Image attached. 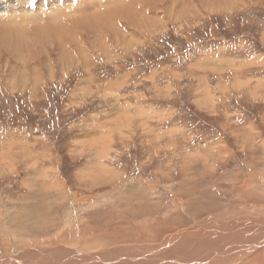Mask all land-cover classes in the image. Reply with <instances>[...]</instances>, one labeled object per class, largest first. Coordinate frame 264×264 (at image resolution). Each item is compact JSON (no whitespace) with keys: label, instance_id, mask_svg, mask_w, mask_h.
I'll use <instances>...</instances> for the list:
<instances>
[{"label":"rangeland","instance_id":"374dc122","mask_svg":"<svg viewBox=\"0 0 264 264\" xmlns=\"http://www.w3.org/2000/svg\"><path fill=\"white\" fill-rule=\"evenodd\" d=\"M24 202L52 225L26 234ZM258 214L264 0H0V258L177 263L219 244V261L248 252Z\"/></svg>","mask_w":264,"mask_h":264},{"label":"bare ground","instance_id":"6f19581e","mask_svg":"<svg viewBox=\"0 0 264 264\" xmlns=\"http://www.w3.org/2000/svg\"><path fill=\"white\" fill-rule=\"evenodd\" d=\"M131 8V7H130ZM223 150V149H222ZM224 150H226V149H224ZM198 151V150H197ZM196 151V152H197ZM213 152V151H212ZM212 152H210V153H212ZM219 152H221L222 154H225V153H228V150H226V152H222L221 151V149L219 150ZM205 153V152H204ZM216 153V152H215ZM192 155V154H191ZM220 156V155H219ZM201 158V157H200ZM190 159H192V157L190 158ZM197 159V158H196ZM213 159V158H212ZM208 160V159H207ZM185 161V160H184ZM188 161V160H187ZM187 161H185L186 163H187ZM205 161V160H204ZM184 162V163H185ZM195 162V161H194ZM213 162V161H212ZM218 162V161H217ZM109 163V162H108ZM115 164V163H114ZM190 164V163H189ZM203 165V164H202ZM208 165V164H207ZM103 166H106V165H103V164H101V165H98V164H96L95 162L94 163H92L91 165H90V167H89V169H88V171H87V180H88V182H91V183H93V184H95L96 182H99V181H101L100 179H99V176H98V173L99 172H101V171H105L106 172V170H108V169H106V168H103L102 169V167ZM186 166H188V165H186ZM211 166V165H210ZM205 167H207V166H205ZM110 168V167H109ZM112 168V167H111ZM204 168V167H203ZM104 169H106V170H104ZM188 169H191V168H188ZM187 169V170H188ZM204 169H206V168H204ZM203 169V170H204ZM110 171V170H109ZM113 171H115V170H113ZM108 172V171H107ZM184 172H186V171H184ZM112 173V172H111ZM210 173V172H209ZM101 174V173H100ZM184 174V173H183ZM102 175V174H101ZM109 175V174H108ZM113 175V174H112ZM235 175V174H234ZM237 175V174H236ZM239 175V174H238ZM110 176V175H109ZM205 176H206V174H205ZM204 176V177H205ZM114 177V176H113ZM230 177V176H229ZM238 177V176H237ZM218 178V177H217ZM220 178V177H219ZM224 177H222V179H223ZM232 178V177H231ZM234 178V177H233ZM209 179V178H208ZM227 179H229V178H227ZM196 182V181H195ZM87 183V182H86ZM104 183V182H103ZM103 183H101V184H103ZM113 183H116L117 185L120 183V182H117V180H115ZM112 183V184H113ZM225 183V182H224ZM232 183H234V182H232ZM112 184H111V186H112ZM216 184V183H215ZM225 184H227V183H225ZM22 185V184H21ZM50 185H52V183H50ZM114 185V184H113ZM217 185V184H216ZM231 185V184H230ZM23 186V185H22ZM21 186V187H22ZM89 186V185H88ZM96 186V185H95ZM134 186V188H135V190H136V194H142L141 192H142V190H143V192H144V197L145 198H147L150 202H152V201H157L158 200V197L157 198H155V196H153L152 197V195H154V191H153V189H152V186H150V184L149 183H145L144 185H142V186H137V185H133ZM218 186V185H217ZM216 186V187H217ZM234 186V185H233ZM92 187V186H91ZM192 187V186H191ZM194 187V186H193ZM197 187V186H196ZM200 187V186H199ZM55 188V195H54V199H52V200H50V201H48L47 202V204H46V206L48 207L52 202H56V201H58V200H60L61 198H64V193L61 191V190H59V188L57 187V186H54L53 187V189ZM187 188V187H186ZM195 188V187H194ZM209 188V187H208ZM219 188V187H218ZM229 188V187H228ZM234 188H236V187H234ZM240 188V187H239ZM250 188V187H249ZM58 189V190H57ZM89 189H90V187H89ZM94 189V188H93ZM182 189V188H181ZM196 189V188H195ZM212 189V188H211ZM216 189V188H215ZM222 189V188H221ZM242 189H244V188H242ZM187 190V189H186ZM190 190V189H189ZM192 190V189H191ZM199 190V189H198ZM206 191V190H205ZM224 191H226V190H224ZM229 191V190H228ZM235 191V190H234ZM213 192V191H212ZM214 192H215V190H214ZM220 192V191H219ZM227 192V191H226ZM230 192V191H229ZM250 192V191H249ZM187 193H188V190H187ZM192 193V192H191ZM191 193H189V195L191 194ZM198 193V192H197ZM209 193H210V190H209ZM252 193V192H251ZM199 194V193H198ZM207 194V193H206ZM229 194V193H228ZM227 194V195H228ZM250 194V193H249ZM177 195H178V193H177ZM205 195V194H204ZM215 195V194H214ZM230 196H231V194H229ZM195 196H197V195H195ZM223 196V195H222ZM250 197V196H249ZM179 198V197H178ZM196 198H198V197H196ZM214 198H216V197H214ZM224 198V197H223ZM209 199V198H208ZM212 199V198H211ZM253 199V198H252ZM255 199H257V198H255ZM194 200V199H193ZM224 201V200H223ZM227 201H229V200H227ZM256 201V200H255ZM255 201H253V202H255ZM257 202V201H256ZM148 203V202H147ZM238 203V202H237ZM32 204H35L34 202H24V207H25V209L27 208L28 209V207H32ZM232 204V203H231ZM194 205V204H193ZM254 205V204H253ZM18 206H21V205H18ZM249 206V205H248ZM23 207V208H24ZM38 207H34L33 209H30V210H28L27 211V209H26V212H24V213H20V216H21V218L22 219H24V221H26V225H25V233L26 234H30V233H38L39 231H41V230H44V229H46V228H48L49 226H51L52 224L50 223V221L49 220H43V219H39V218H35V217H32V216H30V214H37V211H34L33 212V210L34 209H37ZM148 208V207H147ZM190 208H192V207H190ZM110 210V209H109ZM112 210V209H111ZM114 210H116V209H114ZM148 210V209H147ZM189 211V210H188ZM188 211H184V213H188ZM122 212V211H121ZM194 212V211H193ZM116 213V212H115ZM174 213V212H173ZM23 214L25 215V216H23ZM109 214V213H108ZM171 214V213H170ZM175 214V213H174ZM176 214H177V212H176ZM179 214V213H178ZM111 215H112V213H111ZM166 215H169V214H166ZM192 215H193V213H192ZM17 215L16 214H14V215H12V218H13V221L17 218L16 217ZM177 216V215H176ZM175 216V217H176ZM109 217V216H108ZM181 217H183L182 215H181ZM197 217V216H196ZM113 218V217H112ZM145 218V217H144ZM166 218H167V216H166ZM109 219V218H108ZM107 219V220H108ZM114 219V218H113ZM168 219V218H167ZM174 219H179V218H174ZM184 219V224H183V222L181 223V225L180 226H187L189 223H187V224H185L186 222H188V221H186L185 220V218H183ZM206 219H208V217L206 218ZM147 220V219H146ZM172 220V219H171ZM171 220H170V222H171ZM116 221V220H115ZM177 220H175V222H176ZM180 221V220H179ZM198 221V220H197ZM104 222H106V221H104ZM110 222V221H109ZM168 222H169V219H168ZM192 221H190V223H191ZM248 226H250L249 224L250 223H252V229H250V230H256L255 232L257 233V234H262L259 238H258V236L256 237V238H250V237H248V246H245L246 248H249V250H256L257 249V252L256 251H254V252H249V250H247L248 252L246 253V254H244V255H241V256H239V257H236V256H233L232 255V252L231 251H228V252H226V253H224V255H223V259H221V260H219V261H217V257H220V255H221V251H216V249H219V244H216L215 245V250H208V251H199L198 253H197V257H195V256H187V257H185L184 255H183V252L181 253V255H175L172 259H171V261H176L177 263H171V262H163V259H158V260H156V261H149L148 259V263H146L145 262V264H191V263H195V262H199V264H264V215H260V214H258L257 215V218L256 217H254V218H251L250 220H248ZM263 222V223H262ZM157 223V222H156ZM172 223H173V221H172ZM123 224V223H122ZM162 224V223H161ZM160 224V225H161ZM165 224V223H164ZM169 224V223H168ZM246 224V223H245ZM103 225V224H102ZM106 225V224H105ZM120 225V224H119ZM148 226V225H147ZM165 225H163V227H164ZM243 226V225H242ZM245 226V225H244ZM87 227V226H86ZM115 227V226H114ZM122 227V226H121ZM155 228V227H154ZM112 229V228H111ZM160 229V228H159ZM87 230V229H86ZM128 230V229H127ZM130 230V229H129ZM166 230V229H165ZM112 231V230H111ZM110 231V232H111ZM117 231V230H116ZM125 231V230H124ZM142 231H144L145 233H146V231L143 229V228H140L139 229V232L142 234V235H144V233L142 232ZM174 231V230H173ZM249 231V230H248ZM42 232V231H41ZM90 232V231H89ZM151 232L152 233H156L155 231H153V229H151ZM170 232V231H169ZM168 232V233H169ZM1 233V232H0ZM115 233V232H114ZM121 233V232H120ZM172 233V232H171ZM252 233V232H251ZM251 233H248V234H251ZM86 234V233H85ZM93 234V233H92ZM97 234V233H96ZM100 234V233H99ZM149 234V233H148ZM47 235V234H46ZM116 235H118V234H116ZM146 235V234H145ZM48 236V235H47ZM107 236H108V234H107ZM124 236V235H123ZM148 236V235H147ZM146 236V237H147ZM236 236H237V234H236ZM246 236V235H245ZM85 237V236H84ZM91 237V236H90ZM97 237V236H96ZM99 237V236H98ZM110 237V236H109ZM130 237V236H129ZM152 237H153V235H152ZM226 237H228V235L226 234V232H225V234H224V239H225V244H226V246L228 247V248H230V249H232V244L231 243H229V242H227L228 240H230V239H228V238H226ZM247 237V236H246ZM148 238V237H147ZM164 238H165V236H164ZM237 238V237H236ZM99 239H100V237H99ZM106 239H107V237H106ZM158 239V238H157ZM168 239V241H169V244H173V246L174 247H176L177 249H180L181 247H180V245L179 244H176V242H177V238H167ZM184 239V238H183ZM6 240V239H5ZM86 240V239H85ZM108 240V239H107ZM188 239H186V241H187ZM190 240V239H189ZM83 241V240H82ZM142 241H143V239H142ZM141 241V242H142ZM153 241V240H152ZM164 241V240H163ZM179 241V240H178ZM191 241V240H190ZM193 241H195V240H193ZM5 242V241H4ZM95 242V241H94ZM74 243V244H73ZM154 243H155V241H154ZM160 243V242H159ZM193 243V242H192ZM114 244V243H113ZM142 244V243H141ZM144 244V243H143ZM164 244H165V242H164ZM33 245V244H32ZM79 245V244H78ZM88 246H89V244H87ZM104 245V244H103ZM116 245V244H115ZM193 246H195L196 245V243H193L192 244ZM24 246V245H23ZM77 246V243L75 242V240L73 241V242H71V245L70 246H68V247H76ZM84 246V245H83ZM90 246H91V243H90ZM89 246V247H90ZM94 246V245H93ZM100 246V245H99ZM102 246V245H101ZM112 246V245H111ZM125 246V245H124ZM184 246V245H183ZM192 246V247H193ZM42 247V246H41ZM53 247V246H52ZM86 246H84V248H85ZM92 247V246H91ZM98 247V246H97ZM241 247H243V246H241ZM3 249H4V247H2ZM187 248H189V247H187ZM235 248V247H234ZM19 249V248H18ZM22 249H24V248H22ZM41 249V248H40ZM43 249V248H42ZM44 249H46V248H44ZM61 248H59V250H60ZM85 249H87V248H85ZM93 249H95V247L93 248ZM101 249V248H100ZM149 249V248H148ZM190 249V248H189ZM189 249H187V250H189ZM20 250V249H19ZM47 250V249H46ZM57 250V249H56ZM55 250V251H56ZM58 250V251H59ZM98 250V248H96V251ZM125 250V249H124ZM182 250V249H181ZM186 250V251H187ZM24 251V250H23ZM25 251H27V250H25ZM30 251H32V250H30ZM54 251V252H55ZM185 251V250H184ZM185 251V252H186ZM42 252H44V251H42ZM80 252V251H79ZM85 252V251H84ZM88 252H89V249H88ZM92 252H93V250H92ZM114 252V251H113ZM188 252V251H187ZM18 253H20V251L18 252ZM26 253V252H25ZM33 253V252H32ZM41 253V252H40ZM85 253H87V252H85ZM91 253V252H90ZM28 254V253H27ZM30 254H31V252H30ZM54 254V253H53ZM185 254V253H184ZM12 255V254H11ZM19 255V254H18ZM188 255H190V254H188ZM246 255H248V258H246L247 256ZM22 256V255H21ZM99 256H103L102 255V252H101V254H80V253H78L77 251H73V250H71V249H68L67 250V258L65 259V261L67 262V263H64V262H61L60 260H58L57 258H55V257H53L52 255H50V254H48V255H46V253H41V254H38V257L37 258H35V259H28L27 261L25 260V262H19V261H22V260H17V258H16V256H11V257H2V258H0V264H42L41 262H46V263H49V264H71V262H72V260H73V257H75L76 258V262L74 263V264H119V262L118 261H114L115 259H113V260H109V261H106V260H104V259H102V258H100ZM107 256H109V254L107 255ZM146 256H147V254H146ZM36 257V256H35ZM24 258V257H23ZM33 258V257H32ZM65 258V257H64ZM64 258H62V259H64ZM121 260H124V259H121ZM246 261V262H244V263H242V261ZM248 260V261H247ZM33 261H38V263H34ZM108 262V263H107ZM110 262V263H109ZM125 264H135L134 262L132 263V261L131 262H125ZM142 264V263H141Z\"/></svg>","mask_w":264,"mask_h":264},{"label":"snow or ice","instance_id":"6c2138e0","mask_svg":"<svg viewBox=\"0 0 264 264\" xmlns=\"http://www.w3.org/2000/svg\"><path fill=\"white\" fill-rule=\"evenodd\" d=\"M33 2H34V0H33Z\"/></svg>","mask_w":264,"mask_h":264}]
</instances>
